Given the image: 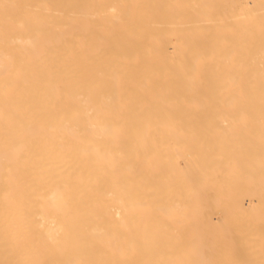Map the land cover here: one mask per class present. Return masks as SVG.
I'll return each mask as SVG.
<instances>
[{"label":"bare ground","instance_id":"obj_1","mask_svg":"<svg viewBox=\"0 0 264 264\" xmlns=\"http://www.w3.org/2000/svg\"><path fill=\"white\" fill-rule=\"evenodd\" d=\"M208 261L264 264V0H0V264Z\"/></svg>","mask_w":264,"mask_h":264},{"label":"rangeland","instance_id":"obj_2","mask_svg":"<svg viewBox=\"0 0 264 264\" xmlns=\"http://www.w3.org/2000/svg\"><path fill=\"white\" fill-rule=\"evenodd\" d=\"M205 252L209 255V257L211 258V257H213V252H211V253H208V251H207V249L205 250ZM209 262V261H208ZM217 263V262H216ZM209 264H213V262H209Z\"/></svg>","mask_w":264,"mask_h":264}]
</instances>
